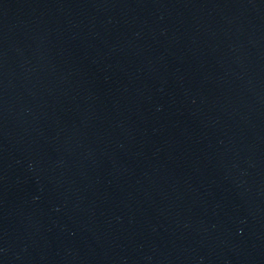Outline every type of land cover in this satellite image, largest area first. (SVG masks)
I'll list each match as a JSON object with an SVG mask.
<instances>
[{"label":"water","instance_id":"obj_1","mask_svg":"<svg viewBox=\"0 0 264 264\" xmlns=\"http://www.w3.org/2000/svg\"><path fill=\"white\" fill-rule=\"evenodd\" d=\"M0 264H264V0H0Z\"/></svg>","mask_w":264,"mask_h":264}]
</instances>
